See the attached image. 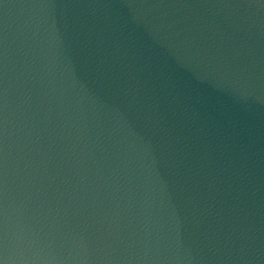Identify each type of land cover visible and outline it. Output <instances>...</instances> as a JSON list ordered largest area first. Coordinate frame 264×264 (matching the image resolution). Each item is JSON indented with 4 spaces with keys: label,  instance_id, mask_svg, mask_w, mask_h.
<instances>
[{
    "label": "water",
    "instance_id": "obj_1",
    "mask_svg": "<svg viewBox=\"0 0 264 264\" xmlns=\"http://www.w3.org/2000/svg\"><path fill=\"white\" fill-rule=\"evenodd\" d=\"M0 264H264V0H0Z\"/></svg>",
    "mask_w": 264,
    "mask_h": 264
}]
</instances>
